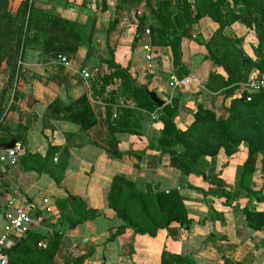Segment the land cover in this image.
Wrapping results in <instances>:
<instances>
[{"label": "crops", "instance_id": "obj_1", "mask_svg": "<svg viewBox=\"0 0 264 264\" xmlns=\"http://www.w3.org/2000/svg\"><path fill=\"white\" fill-rule=\"evenodd\" d=\"M35 1L38 8L49 9L84 25V34L91 39L96 52L88 55V47L81 46L64 65L58 58H46L39 45L24 51L16 88L9 102L0 106L3 127L0 146L17 138L26 149L17 164H0V232L8 222L7 213L20 207L34 216L31 229L48 233L50 237L56 233L62 235L57 264H65L92 249L94 253L86 259V264H161L164 250L191 256L197 264H264V228L249 229L243 214L246 205L263 208L264 201L259 202L256 197L249 199L243 194L236 195L233 202L214 194L206 196L202 189L210 187L208 176L202 178L197 171L187 175L171 167L169 156L153 148L163 129L159 119L162 106L158 105L154 112L130 107L135 110L130 116L140 124L134 126L139 132L112 133L109 124L121 115L125 107L123 100L108 104L93 99L90 77L82 75L83 69L91 75L113 72L107 60L129 66L138 83L155 91L165 103L180 99L175 121L181 129L193 123L197 103L215 109L219 117L226 118L227 108L237 94L231 97L206 88L210 73L218 67L206 59L205 46L200 43V39L208 41L219 24L203 16L186 29L182 60L189 70L187 75L193 74L195 78L187 84L175 85L177 79L169 48L150 42L160 0ZM13 2L11 7L16 9L19 4ZM141 18H146L150 33L146 30L133 46ZM227 33L241 38L245 51L258 59L259 40L246 25L235 22L227 27ZM145 44L153 48L151 60L145 57ZM113 90V85L107 87L104 97ZM83 95L89 96L88 102L97 119L88 130L68 119L71 111L67 106ZM57 99L62 105L52 109L50 105ZM112 142H118L123 153L121 158L108 154L106 148ZM50 145L55 149L49 151ZM246 157L247 147L242 144L236 154L229 157L222 149L216 159L207 158L198 166L208 168L209 172L216 169L219 177L236 189ZM262 159L259 154L253 176L259 190L264 185ZM119 174L135 181L143 190L148 186L165 191L178 189L194 219L190 229L182 228L177 238L169 236L166 230H160L156 237L136 235L133 229L115 234L123 222L108 206L107 195L114 176ZM69 195L81 198L87 208L97 209L103 215L72 228L69 222L61 221L72 210H62L57 204V199ZM132 249L135 250L133 258Z\"/></svg>", "mask_w": 264, "mask_h": 264}, {"label": "trees", "instance_id": "obj_2", "mask_svg": "<svg viewBox=\"0 0 264 264\" xmlns=\"http://www.w3.org/2000/svg\"><path fill=\"white\" fill-rule=\"evenodd\" d=\"M11 1L0 0V63L2 60L11 63L14 58L22 59L24 51L36 45H39L46 58L59 59L65 56L69 60L81 46L88 47V55L96 52L91 45V39L84 34L85 27L81 23L66 19L49 9L38 8L35 0H23L16 9L11 7ZM203 16H209L219 24L208 41L200 39L206 49L205 57L212 60L218 69L223 70L212 71L205 86L209 91L237 96L227 108L229 116L226 118L219 117L215 109L197 103L194 121L187 129L179 128L175 121L180 99L173 98L159 111L163 129L153 148L159 150L163 156H169L171 167L189 175L194 171L205 173L198 166L202 158L215 156L222 149L230 157L245 144L247 157L241 167L242 175L237 188L229 186L219 176H215L208 177L215 188L202 191L206 196L214 194L225 197L227 201L243 194L249 198L256 197L262 202L264 185L256 191L252 178L257 169L259 154L264 156V91L251 93L242 89L241 83L264 73V0H160L156 11L157 23L151 26L150 42L169 48L177 80L189 73L182 60V39L188 35L186 29ZM235 22H241L251 31H256L260 51L258 59H253L245 51L241 38L227 33V27ZM146 28V18H141L133 46L146 32ZM106 62L114 70L109 74L96 73L91 78V95L108 104L117 102V99L123 100L125 107L121 115L109 124L112 133H138L134 126L138 127L140 124L130 116L131 112H135L133 109L143 107L154 112L158 105L151 99L148 89L139 84L131 74L129 66L125 67L113 60ZM16 67L17 61L13 71ZM111 85L114 90L104 97L107 87ZM7 91L5 89L3 94ZM248 96L252 97L250 101ZM88 100L89 97L83 95L77 100H72L67 106L71 111L68 119L80 124L84 130L90 129L96 122ZM60 104L62 105V102L57 99L50 107L55 109L61 106ZM0 129H3L1 125ZM53 149L55 147L50 145L49 151ZM106 150L112 158H121L123 155L118 142L110 143ZM74 197L69 195L65 199H57V204L62 210H72V213L65 215L62 222H69L72 228H75L88 219L103 215L97 209L87 208L86 201ZM107 202L123 222L115 234H123L127 229H133L136 235L156 237L160 230H166L169 236L177 238L182 228L190 229L194 223L178 189L165 191L148 186L143 190L123 174L114 176ZM243 214L249 229L264 228V207L246 205ZM22 237L23 241L18 247L8 250L9 264H57L56 257L63 242L61 234L56 233L50 237L48 233L31 229ZM44 241H47L46 246ZM93 253L94 249L68 260L65 264H86V259ZM134 253L135 250L132 249L131 258ZM161 264L197 263L191 256L164 250Z\"/></svg>", "mask_w": 264, "mask_h": 264}, {"label": "built area", "instance_id": "obj_3", "mask_svg": "<svg viewBox=\"0 0 264 264\" xmlns=\"http://www.w3.org/2000/svg\"><path fill=\"white\" fill-rule=\"evenodd\" d=\"M150 33V30H147ZM145 57L148 60L153 59V48L150 44L143 46ZM163 59V58H161ZM59 61L66 65L69 60L67 57L59 58ZM84 78H89L91 73L87 69L82 70ZM195 78L193 74H189L180 80L175 82V85L187 84L190 79ZM241 87L244 90H248L251 93L264 91V74L250 77L245 82L241 83ZM251 96H248V100H251ZM26 153L24 143L21 141L16 142L15 146L11 148H3L0 146V164H17L21 157ZM8 222L3 232H0V264H9L10 256L8 250L12 245L16 244L20 238L29 230L35 222L33 215L26 212L20 207H16L14 210L7 213ZM231 264H237L232 262Z\"/></svg>", "mask_w": 264, "mask_h": 264}, {"label": "rangeland", "instance_id": "obj_4", "mask_svg": "<svg viewBox=\"0 0 264 264\" xmlns=\"http://www.w3.org/2000/svg\"><path fill=\"white\" fill-rule=\"evenodd\" d=\"M23 1V0H22ZM22 1H19L17 2L16 0H14L13 4L14 5H18L20 2ZM147 30V29H146ZM252 33H254V36L256 38H258L257 36V33L256 31H252ZM151 36V35H150ZM259 54H260V51H259ZM17 61V67L15 69V71H13V66L15 64V62ZM21 70V59L17 60L16 58H14L12 60L11 63L7 62L6 60H2V62L0 63V106H5L4 104H7V102H9V97H11L12 95V92L13 90L16 88V85L18 83V75H19V72ZM95 75V74H94ZM93 74L90 76V80L91 78L94 76ZM7 89V93L4 95L3 94V91ZM89 97V96H88ZM95 99V98H93ZM95 100H98V99H95ZM93 112V111H92ZM93 116H94V113H93ZM95 118V116H94ZM118 117H114V119H117ZM96 122L95 124L97 123V119L95 118ZM94 124V125H95ZM93 125V126H94ZM262 155V158H264L263 154ZM218 154L215 155V156H206L204 158H202L199 162V166H202L206 160H208L207 158H217ZM205 161V162H204ZM204 162V163H203ZM262 162H263V159H262ZM201 168V167H200ZM201 170L205 171V173H199V175H202V178H204V176H208L210 178H213L215 176H219L218 175V172H216V169L215 171L212 170L211 172H209L210 170L207 168H201ZM242 170V169H241ZM213 172V173H212ZM214 172H216L217 174H214ZM208 179V178H207ZM253 179V178H252ZM209 181V180H208ZM209 184H210V187L209 189L211 188H215L211 182L209 181ZM252 184H254L253 180H252ZM237 188V187H236ZM253 188L256 190V191H259V187L258 186H253ZM253 198V197H252ZM252 198H249V199H252ZM231 201L233 202L234 199H231ZM111 234H113V231L111 232ZM114 235V234H113Z\"/></svg>", "mask_w": 264, "mask_h": 264}, {"label": "water", "instance_id": "obj_5", "mask_svg": "<svg viewBox=\"0 0 264 264\" xmlns=\"http://www.w3.org/2000/svg\"><path fill=\"white\" fill-rule=\"evenodd\" d=\"M149 94L151 96V99L159 106H163L165 104V100L162 99L155 91L153 90H148ZM17 138L12 139L8 144H6L5 146H1L3 148H11L13 146H15L16 142H17ZM36 217H39L38 214H36ZM23 241V237L20 238V240L14 244L12 247H10L11 250H13L14 248L18 247Z\"/></svg>", "mask_w": 264, "mask_h": 264}]
</instances>
